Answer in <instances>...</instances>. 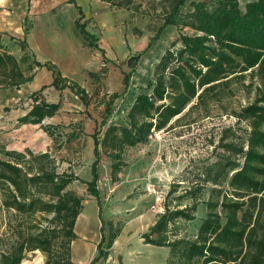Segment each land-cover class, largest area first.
<instances>
[{
	"label": "trees",
	"instance_id": "16d2710c",
	"mask_svg": "<svg viewBox=\"0 0 264 264\" xmlns=\"http://www.w3.org/2000/svg\"><path fill=\"white\" fill-rule=\"evenodd\" d=\"M67 1L79 12L73 26L83 45L104 55L96 37L81 22L80 8L74 0ZM101 1L124 4H116L117 0ZM187 1L171 0L163 24L146 46L145 50L167 26L177 28L178 39L165 49L153 68L151 92L136 96L127 112L126 125H108L100 137L99 133L92 135L91 180L83 183L98 207L101 238L89 264L106 259L108 249L123 229V225L115 229L113 219L105 221L102 217L97 189L101 152L105 151L111 158L110 173L115 181L124 166L125 149L148 144L155 133L173 129L182 117L200 108L208 115L210 101L220 103L230 84L246 74L256 78L258 86L253 101L234 113L236 125L246 123L245 136L237 134L232 127L224 129L213 146L215 160L202 166L199 182L179 196L197 198L208 183L212 186L205 202L206 215L196 237L172 239L169 236L172 234L168 233L169 225L175 220L194 219L197 204L193 203L191 207L166 210L141 239L143 244L168 249L164 264H264V0L247 2L243 10L239 0L191 2L192 10L182 15L180 8ZM24 25L26 36L30 29L27 18ZM182 27H189L193 33H183ZM2 39L0 34V89H19L30 83L36 70L43 67L52 73L50 86H42L28 95L29 109L17 122L38 126L55 148L61 149L68 140H61L57 127L43 123L52 118L59 107L57 103L47 102L42 92L47 87L55 91L68 89L85 107L91 95L76 81L63 77L54 64H41L32 55L25 54L29 52L25 38L16 40L23 53L20 59ZM141 56L142 53H138L127 59L130 72L123 74L125 87ZM104 61L107 62V58ZM88 75L93 80L99 74L88 72ZM115 97L111 96V101ZM214 143L211 141L212 145ZM217 149L223 152L217 153ZM73 181L80 179L71 173H58L57 160L49 150L18 152L0 145L1 204L23 219L16 240L6 251H0V264H20L26 252L35 250L45 255L44 264H73L70 246L78 238L74 225L83 207V199L67 189ZM224 182L227 184L222 188ZM38 214L52 215L53 228L43 230L33 226L32 219ZM34 228L38 231L34 232Z\"/></svg>",
	"mask_w": 264,
	"mask_h": 264
},
{
	"label": "rangeland",
	"instance_id": "374dc122",
	"mask_svg": "<svg viewBox=\"0 0 264 264\" xmlns=\"http://www.w3.org/2000/svg\"><path fill=\"white\" fill-rule=\"evenodd\" d=\"M197 1L203 0H188L180 8L181 14L190 12V3ZM250 1L239 0L240 9L243 10ZM74 2L82 12L81 22L85 23V29L96 37L97 44L104 51L102 57L107 58L108 67H102L96 79L92 80L88 75L92 84L88 106L85 107L68 89L45 90V94L49 92L45 99L58 104L59 109L49 122L58 128L62 141L68 140L59 150L50 143L52 155L57 160V172L71 173L80 179L70 183L67 189L81 197L84 203L95 202L83 183L91 180L92 135L99 133L100 137L108 125L127 124L126 115L130 106L137 95L151 92L153 68L165 49L178 39V30L175 26H167L145 50L163 24L171 0H117L116 4L124 3L122 6L101 0ZM78 17L77 8L67 0H29L28 3L29 28L37 22L31 34L36 42L49 37L54 39L55 31L64 34V39L77 37L82 42L73 26ZM182 32L193 33L189 27H182ZM22 33L18 38L24 37V28ZM8 35L2 41L18 58L21 51ZM138 53L142 56L125 87L123 74L130 72L126 61ZM25 54L31 56L27 51ZM257 86V79L246 74L230 84L220 103L210 101L208 115H204L200 108L182 117L173 129L155 133L148 144L125 149L122 154L124 166L116 174L115 181H112L110 173L111 158L105 151L101 152L97 189L102 217L105 221L113 219L115 229L123 225V231L114 244L109 260L102 259L99 264H163L168 249L143 244L141 235L166 210L191 207L193 203L197 204L194 219L175 220L169 225L168 233L172 234L169 235L172 239L196 237L201 220L206 215L205 202L212 186L208 183L197 198L187 195L181 199L179 196L199 182L201 167L215 160L213 146L224 129L232 127L237 134L245 136L246 123L236 125L234 113L253 101ZM18 90L0 89V145L18 152L25 149L33 153L44 152L48 138L43 131L38 126L17 122L29 109L30 103L28 94ZM111 96L116 97L111 101ZM68 136L72 137L67 139ZM211 141L215 143L212 145ZM218 152L223 151L217 149ZM226 184L224 182L222 188ZM174 187L175 190H172ZM51 218L49 214L35 215L32 225L49 230L54 226L50 223ZM22 220L2 206L0 197V251H6L16 240ZM105 247L106 244L103 245ZM37 260L45 263V255L41 251L26 252L20 264H33Z\"/></svg>",
	"mask_w": 264,
	"mask_h": 264
},
{
	"label": "crops",
	"instance_id": "0c3cea01",
	"mask_svg": "<svg viewBox=\"0 0 264 264\" xmlns=\"http://www.w3.org/2000/svg\"><path fill=\"white\" fill-rule=\"evenodd\" d=\"M28 3L29 0H0V34L2 35V38H4L7 33L9 34L8 36L14 38L15 41L25 38L28 45V51L36 61L41 64L46 62L54 64L58 67L63 77L78 82V84L90 95L89 88L92 84L88 77V72L91 71L97 73L102 67L107 68L108 62L104 61L101 52L84 46L77 37H74L73 39L66 37L67 39H64L62 37L64 34L58 31H55L53 36L54 39H49V37L47 39H42L40 42H36L32 39L31 34L36 27L37 22L30 29L31 31L29 34L26 36L24 35L23 38H18L19 35H23L22 32L25 19L27 18ZM13 36H17V38ZM22 55L23 53L21 52L18 58H21ZM52 80V73L43 67L36 70L35 76L30 83L21 85L19 90L15 88L13 89L15 91L18 90V92L23 91L22 94L29 95L32 92L38 91L42 86H50ZM50 88L52 87H47L45 90H49ZM10 90H12V88H10ZM45 90L44 94L42 92V95L46 98L47 96L45 95L49 92H46L45 94ZM50 119L51 118L45 119L43 123L50 124ZM45 136L48 138V142L46 149L43 151L49 150L52 153V150L50 149V143L52 144V141L46 134ZM97 212L98 207L96 202L85 201L83 203L82 210L77 216L74 225V232L78 238L72 241L70 246V255L73 264H89L97 253L96 245L101 238L99 232L100 221ZM155 221L156 219L150 226H152ZM119 236L117 238H119ZM117 238L113 242L112 247L108 249L106 259H103L106 260V262L110 258L111 251ZM166 259L167 255L165 256L164 263ZM99 263L100 260L95 264Z\"/></svg>",
	"mask_w": 264,
	"mask_h": 264
},
{
	"label": "bare ground",
	"instance_id": "6f19581e",
	"mask_svg": "<svg viewBox=\"0 0 264 264\" xmlns=\"http://www.w3.org/2000/svg\"><path fill=\"white\" fill-rule=\"evenodd\" d=\"M35 262V261H34ZM33 264H41L38 260L35 262V263H33Z\"/></svg>",
	"mask_w": 264,
	"mask_h": 264
}]
</instances>
